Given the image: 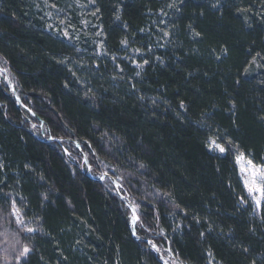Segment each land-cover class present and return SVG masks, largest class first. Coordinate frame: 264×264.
I'll use <instances>...</instances> for the list:
<instances>
[{
    "label": "trees",
    "instance_id": "obj_1",
    "mask_svg": "<svg viewBox=\"0 0 264 264\" xmlns=\"http://www.w3.org/2000/svg\"><path fill=\"white\" fill-rule=\"evenodd\" d=\"M91 3L98 46L48 28L35 0H0V65L35 113L0 77V215L14 201L36 230L23 264H162L146 239L179 264H264V211L241 172L264 163V0ZM72 141L93 174L102 161L125 177L139 239Z\"/></svg>",
    "mask_w": 264,
    "mask_h": 264
},
{
    "label": "snow or ice",
    "instance_id": "obj_2",
    "mask_svg": "<svg viewBox=\"0 0 264 264\" xmlns=\"http://www.w3.org/2000/svg\"><path fill=\"white\" fill-rule=\"evenodd\" d=\"M90 2H92V0H90ZM219 2V0H217V3ZM217 4H213L212 7H216ZM168 7L172 8L175 7L174 4H169ZM97 11H99V9H97ZM93 15H95V12L93 13ZM51 27V25L49 26ZM64 35L67 37L68 36V32L65 31ZM97 35L99 36L100 33L98 32ZM165 36H168L169 34L167 32L164 33ZM195 36H199L200 33L195 32L194 33ZM121 43L123 45H127V41H121ZM135 51L139 52V49H136ZM226 53V49L224 50ZM257 57H260V54L257 53L256 56H254L252 58V62L255 63L257 60ZM217 59H219V57H217ZM261 60H264V57H260ZM61 63H63V61H60ZM145 63H147L148 61L145 60ZM248 70L245 69V72H247ZM75 75V73H74ZM5 79L7 80V77H5ZM239 83V81L237 82ZM65 87H67V85H65ZM17 101L19 102V98L17 97ZM184 105L183 103H181V108H183ZM29 111H31L29 109ZM33 115H35V113H33ZM33 127H36V125H33ZM222 140V138H221ZM231 144L232 142L229 140L226 143L223 142H217V138L216 137H209L207 140V145L209 146L210 150L212 151H216L218 150L221 154L225 153L226 151H231ZM77 147H79V144H77ZM93 155H95V153H93ZM243 155V154H242ZM238 161L241 159V157L237 158ZM85 163H87V159H85ZM248 169L247 172H245V169H241V172L244 174L243 175V181H244V187L247 191L248 194V198L251 199V201L254 203L255 208L254 211H264V163H262L261 165H253L251 160L248 161ZM0 167H2V165H0ZM27 167V165H26ZM140 167H143V165H141ZM113 175H115L116 169H112ZM108 173L105 172L103 175H101L99 177L100 180H104L107 177ZM125 177L123 175L121 176H116L114 180H111L110 182L115 185V187L117 188V190L121 189L123 187V185L121 184V181L124 179ZM41 179H43L41 177ZM44 199H47V196H44ZM241 204L246 202V198L245 197H241ZM178 207V206H177ZM11 211L9 213H7V221L8 224H15V231L13 233H9L8 229L6 228L4 230V244L6 245H11L12 248V256L14 257L15 260V264H23L24 260L27 258V256L30 254V252L32 251V249L30 247H28L27 245H24L22 247H19L20 245V241H21V234L23 233H33L34 231H36L35 229L26 226V222L25 220L22 218L21 214H20V210L18 208H16L15 202L13 201V203L11 204ZM0 219H2V217H0ZM131 221L133 224H136L138 221V217L136 215V209L135 207H132V216H131ZM142 228H144L145 231H149L150 230V226H145L143 224L140 225ZM133 235H136L135 231H133L132 233ZM201 235H203V233H201ZM139 239V237H137ZM147 245L149 246V248L151 250L157 251L159 252L160 249L157 247V245L155 243H153L152 240H148L147 241ZM245 253L249 252L248 248H245L243 250ZM5 252V256L3 259L2 264H9V260H8V248L6 247L4 249ZM161 259H163V257H161ZM165 264H168L167 261H165ZM253 264H256L255 261H253Z\"/></svg>",
    "mask_w": 264,
    "mask_h": 264
},
{
    "label": "rangeland",
    "instance_id": "obj_3",
    "mask_svg": "<svg viewBox=\"0 0 264 264\" xmlns=\"http://www.w3.org/2000/svg\"><path fill=\"white\" fill-rule=\"evenodd\" d=\"M35 2L38 4V6H40L42 8V11L45 13L46 19L48 21L47 22L48 28H52L55 32H59L60 36H62L65 40L71 41L73 39H76L77 36H81L82 34L83 35H90V36H91V34H93L90 37V39L93 42L92 44L93 45L95 44L96 46H98V37L99 36L97 35L98 31H97L96 26L94 24V20L91 19V18H93V14L90 13V8L92 6V3L90 2V0H35ZM50 25H51V27H49ZM65 31L68 32L67 37L64 35ZM97 50H98V48H97ZM263 62H264V60H263ZM253 66H254V69H257L258 68V62H255L253 64ZM2 68L5 69L7 74H8L7 69L4 67H2ZM8 76H9V74H8ZM0 77H2V80L5 82L4 77L2 75H0ZM62 147H63V145H62ZM65 156H67V160L70 163L71 162L73 164L76 163L75 160H72L71 157H69V154H67V155L65 154ZM80 157H81V155H80ZM85 157L87 159L86 155H85ZM81 162H82V159H81ZM100 164L102 165V168L100 169L101 172H99V173L107 172L109 176H112L114 178L117 176L116 172H115V175H113V172H112L113 168L111 166H109L108 164H105L102 161L100 162ZM242 164L247 165V163L245 161H242ZM78 165H80V164H78ZM82 166H83V162H82ZM105 182H108L110 184V182L108 180H106ZM110 187L112 188L111 184H110ZM108 188H109V186H108ZM11 210L12 209L10 207L7 212L2 213L0 215V217H2V219H0V264H2V262H3L4 256H5L4 249L6 247L8 248V253H9V255H8L9 264H15L14 257L11 254L12 253L11 245L10 244L6 245L3 242L4 241L3 233H4V230L6 228L8 229L9 233H13L15 231V224L13 223V224L9 225L8 221H7V213H9ZM20 214H21V211H20ZM26 226L33 228V226L28 224V223H26ZM31 234L32 233L21 234L22 238H21L19 247H22L25 245L23 238H25L26 236L31 235ZM164 249L166 250V248L164 246H162V250H164ZM177 264H178V262H177Z\"/></svg>",
    "mask_w": 264,
    "mask_h": 264
},
{
    "label": "water",
    "instance_id": "obj_4",
    "mask_svg": "<svg viewBox=\"0 0 264 264\" xmlns=\"http://www.w3.org/2000/svg\"><path fill=\"white\" fill-rule=\"evenodd\" d=\"M0 75H2L4 77V80L6 82V85H7V88H8V91L9 93L11 94L12 98H13V101L15 103L16 106H19L21 108L22 111L30 114L31 116L33 115V113L31 111H29L22 103H21V100L18 96V94L16 93L15 91V87H14V84L11 82L7 72L5 69L2 68V66L0 65ZM5 77H7V80L5 79ZM17 97L19 98V102L17 101ZM39 129H40V134L42 137H44V129L42 127V122L40 123L39 125ZM45 141L47 142H55L57 143L58 145L62 146V139H52V138H47V139H44ZM72 146L79 152V154L81 155L82 157V162H83V169L81 170V172L87 177L89 178L90 180L94 181V182H98V183H102L104 182L105 180H108L109 182L111 180H114L115 178L112 177V176H109L107 175V177L104 179V180H100L99 177L103 174H101L100 176H95L91 173V170H90V165L88 163V160H87V163H85V155L83 154V152L81 151V146L80 144L77 142V141H72ZM77 144H79V147H77ZM63 152L64 154H68L67 150L63 148ZM112 188H113V192L114 194L117 196V198L123 202L126 207L129 209L130 211V218H129V224H128V228H129V231H130V234L132 237L137 238L136 235H133V231H135L134 227H135V224L132 223L131 221V216H132V207L133 204L129 201V199L123 195L120 190H117V188L115 187V185H113L111 182H110ZM136 215H137V212H136ZM138 217V215H137ZM139 220V219H138ZM138 222V221H137ZM147 241L148 239L144 240V242L147 244ZM154 251V250H153ZM158 256H159V259L161 261L162 264H165V259H161L162 256L159 255V252L157 251H154ZM169 264V263H168Z\"/></svg>",
    "mask_w": 264,
    "mask_h": 264
}]
</instances>
